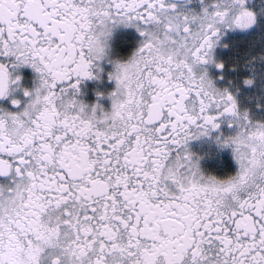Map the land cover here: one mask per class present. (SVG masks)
Instances as JSON below:
<instances>
[{
	"label": "snow or ice",
	"instance_id": "6c2138e0",
	"mask_svg": "<svg viewBox=\"0 0 264 264\" xmlns=\"http://www.w3.org/2000/svg\"><path fill=\"white\" fill-rule=\"evenodd\" d=\"M0 264H264V0H0Z\"/></svg>",
	"mask_w": 264,
	"mask_h": 264
},
{
	"label": "flooded vegetation",
	"instance_id": "af4514ba",
	"mask_svg": "<svg viewBox=\"0 0 264 264\" xmlns=\"http://www.w3.org/2000/svg\"><path fill=\"white\" fill-rule=\"evenodd\" d=\"M128 34H130V32ZM117 39L119 40V36ZM25 75H31L30 70H26ZM82 87L85 93L83 99L91 103L97 99L95 95L96 90L107 91L112 87V84L108 83L106 80L103 82L89 81ZM101 103H103L105 107L110 106V101L107 98H104ZM192 147L194 151L202 155L205 153L209 154L206 155L201 162L206 171L214 174H223L234 170V163L229 151L225 150L218 153L216 148L207 140L194 142Z\"/></svg>",
	"mask_w": 264,
	"mask_h": 264
}]
</instances>
